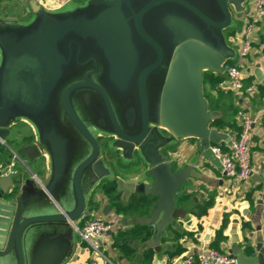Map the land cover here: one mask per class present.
Masks as SVG:
<instances>
[{
  "label": "water",
  "instance_id": "obj_1",
  "mask_svg": "<svg viewBox=\"0 0 264 264\" xmlns=\"http://www.w3.org/2000/svg\"><path fill=\"white\" fill-rule=\"evenodd\" d=\"M24 1L28 21L0 17V144L12 125L29 124L34 139L18 154L44 157L47 177L0 171V264L69 261L91 193L115 177L100 138L124 167L138 163V178L116 185L125 200L154 197L132 221L153 226L144 244L159 250L162 231L184 216L177 193L201 177L198 165L220 167L211 146L230 141L213 126L220 111L209 107L203 73L223 74L234 57L225 30L245 0H84L56 11ZM254 75L264 85L259 65ZM187 138L198 149L185 164L162 153ZM229 252L232 264H264L261 241L254 255L237 242Z\"/></svg>",
  "mask_w": 264,
  "mask_h": 264
},
{
  "label": "crops",
  "instance_id": "obj_2",
  "mask_svg": "<svg viewBox=\"0 0 264 264\" xmlns=\"http://www.w3.org/2000/svg\"><path fill=\"white\" fill-rule=\"evenodd\" d=\"M36 1L42 7L51 11H56L81 3L84 0ZM250 4L251 0H245L243 2L244 10L240 14L241 19ZM32 14L31 6L24 0H0L1 18H10L11 15H14L17 20L25 22L32 17ZM237 19H239V17L234 18V24L230 28V34L232 35L237 31L238 25L240 26ZM226 40L234 49V57L228 60L227 63L242 68L244 86L255 85L257 87L256 92L251 95L242 94L239 97L236 96L228 89V79L224 73L222 74L224 75L222 88L218 90H216V88H203V90L204 94L207 95L206 98L211 110L220 111V117L224 121H231L232 119L235 121L236 128H231L229 126L216 128L220 132L227 134L230 139L240 131V113L247 112L255 120L250 138L249 159L252 165L259 168V175H253L247 180L242 181L227 177L220 167H214L208 162L205 163L203 168L198 167V165L196 170L201 173V177L199 179L188 180L186 186L177 193L185 192L188 194V197L182 202L178 199V202L180 201L178 207L184 211V216L182 218L173 219L162 231L159 241V250H155L154 246L150 247L146 244L138 245L132 243L133 252L127 257L114 246V236L119 229H128L136 222L132 221V216L128 217L116 213L115 209L111 206L112 212L109 215V219L106 221L111 223L112 228L104 234L102 243L105 249L104 254L106 253L105 255L112 263L142 264V252L149 247L153 250L151 259L152 264H184L185 259L189 255L194 257V262L192 264H199L196 258L197 254L203 249L210 248L209 243L214 239L215 232L221 227L224 218L227 219L225 228L223 229V235L226 236V239L220 242L219 247L221 251L218 252L230 254L229 250L231 244L237 242L238 247L246 254L254 255L256 253V246L260 242L258 238L259 223L263 217L259 203L260 197L264 192V179L261 176V166L264 164V94L260 93L258 90L259 85L262 84L255 78L254 71L257 65L264 71V21L258 23L249 55L243 62L238 58L237 43H230L228 36H226ZM215 102H217L218 106L214 108ZM229 106H231V109H229ZM233 111L236 113H232ZM229 143L223 140L213 145L226 149L229 147ZM197 149V140L187 138L178 140L165 147L162 149V153L173 162L185 164ZM37 160L42 161L44 166L43 175H38L35 172L30 173L35 174L43 181L47 177V162L44 157ZM30 173L23 174L27 176ZM120 174L121 173L116 174L115 177H121ZM131 174H127L129 178L127 182H131L130 180L138 178V173L134 175ZM97 188L98 185L89 197V206L99 205L103 207L104 205H110L109 196L102 188ZM17 192V189L14 192L11 190L6 197H12L17 194ZM177 197L178 195L176 198ZM210 198L213 199L211 207H209L206 213L201 217L195 216L193 213L200 211L204 202L208 201ZM97 214V212L96 214L94 213V215L98 217ZM84 220H86V218L76 223V225L81 224ZM175 233H180L181 236L174 238ZM76 241L77 236L75 232V246L69 261H73L71 264H87L89 259L93 257V253L86 245H83L81 248L79 247L76 252ZM98 264L108 263L102 259H98Z\"/></svg>",
  "mask_w": 264,
  "mask_h": 264
},
{
  "label": "built area",
  "instance_id": "obj_3",
  "mask_svg": "<svg viewBox=\"0 0 264 264\" xmlns=\"http://www.w3.org/2000/svg\"><path fill=\"white\" fill-rule=\"evenodd\" d=\"M260 21H264V0H251L249 8L242 15L241 36L238 38V42H236L237 54L241 62L249 55ZM223 69L228 79V89L236 96L239 97L242 94L251 95L256 92L257 87L255 85L244 87L242 68L226 62L223 65ZM262 72L264 73V71ZM220 88H222V82L218 83L216 87V89ZM240 119L241 129L237 135L230 139L229 147L223 149L217 145H212L211 149L219 160L222 172L227 177L245 181L253 175L258 176L259 168L252 165L249 159L250 138L255 120L247 112L240 113ZM259 204L263 216L259 223V230L262 234L261 243L264 256V192L260 197ZM74 228L77 236L76 252L79 247L81 248L83 245H86L93 253V257L89 259L87 264H98V259H102L108 264H114L104 254L105 249L102 243L104 234L112 228L110 222L98 218H90L84 220L81 224L75 225ZM196 258L199 264H232L235 262L232 254L218 252L211 248L201 250ZM72 262L69 261L66 264H71ZM193 262L194 257L189 255L185 259L184 264H192Z\"/></svg>",
  "mask_w": 264,
  "mask_h": 264
},
{
  "label": "trees",
  "instance_id": "obj_4",
  "mask_svg": "<svg viewBox=\"0 0 264 264\" xmlns=\"http://www.w3.org/2000/svg\"><path fill=\"white\" fill-rule=\"evenodd\" d=\"M224 75L222 74H216L209 71H205L203 73V88L207 89H214L217 87L218 83L223 82ZM218 90V89H216ZM258 90L260 93L264 94V86L259 85ZM221 94V93H220ZM205 97L207 95L205 94ZM218 104L215 102L214 108L217 107ZM229 109H231V106H229ZM232 113H236L233 111ZM213 126L216 128H223L225 126H229L231 128H236V123L232 119L231 121H224L221 117L216 119L213 122ZM241 129V128H240ZM33 136L30 137L31 140ZM1 152V147H0ZM116 178L114 177L112 180L104 179L102 180L98 185H101V188L104 190V192L109 196V204L112 206L116 213L122 214L123 216H146L151 210L152 203L154 201V197L146 195V194H133L130 196L128 200H125L124 196L122 195V192L117 189L116 185ZM16 187L12 189V191H16ZM178 197L176 198V205L178 206L180 204V201L182 202L188 197L187 193L180 192L177 194ZM176 195V196H177ZM180 196V197H179ZM178 199L180 201L178 202ZM213 203V199L210 198L208 201H205L200 211L193 213L197 217H201L204 215L209 207H211ZM226 220L224 218L223 223L221 227L215 232L214 239L209 243V247L213 248L217 251H221L219 244L220 242L224 241L226 239V236L223 235V229L225 228ZM154 233V228L152 225L149 224H133L130 228L122 230L119 229L114 236V246L119 249L124 256H128L129 254H132L133 247L132 243L143 245L146 243ZM180 233H175L174 238L180 237ZM153 250L152 248H146L142 252V264H152Z\"/></svg>",
  "mask_w": 264,
  "mask_h": 264
},
{
  "label": "rangeland",
  "instance_id": "obj_5",
  "mask_svg": "<svg viewBox=\"0 0 264 264\" xmlns=\"http://www.w3.org/2000/svg\"><path fill=\"white\" fill-rule=\"evenodd\" d=\"M238 29L235 31V34H230V28L225 31L226 36L229 37V42L234 44L235 42H238V38H240V30L242 28V19H237ZM246 87V86H244ZM33 135V130L29 124L23 121H18L14 125L10 127V135L6 138V144H0L1 152H0V171H2L3 174L7 173H30L35 172L38 175H43L44 173V166L42 164L41 160L36 161H28L23 156L18 154V150L21 148V138L27 136L26 138L30 139V136ZM29 136V137H28ZM34 136V135H33ZM100 142L103 145V156L105 159V163L111 168V170L116 174L121 173V177L127 181L129 179L127 177V174H137L138 170H133L131 167L136 166L138 163L131 162V165L128 167H124L123 163L120 161V157L118 156V153H113L114 151L110 149L108 146L106 147L104 143L109 141V138H100ZM14 154L16 155L14 157ZM118 176V175H117ZM101 188V185H98L99 189ZM98 213V217L94 215ZM111 206L110 205H104L103 207L96 205H91L90 207V216L86 217V219L90 218H98L101 220H108L109 215L111 214ZM95 216V217H94ZM258 238L262 239L261 231H258ZM106 254V253H105Z\"/></svg>",
  "mask_w": 264,
  "mask_h": 264
},
{
  "label": "flooded vegetation",
  "instance_id": "obj_6",
  "mask_svg": "<svg viewBox=\"0 0 264 264\" xmlns=\"http://www.w3.org/2000/svg\"><path fill=\"white\" fill-rule=\"evenodd\" d=\"M26 137H27V136L21 138V144L23 143V141L28 140V139H26ZM28 137H29V136H28ZM30 137H31V136H30ZM32 141H33V138H32L31 140H29V142H32ZM36 160H37V159H36ZM36 160H33V161H36Z\"/></svg>",
  "mask_w": 264,
  "mask_h": 264
}]
</instances>
